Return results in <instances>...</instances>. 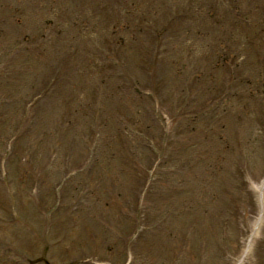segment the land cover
Masks as SVG:
<instances>
[{"label": "rangeland", "instance_id": "rangeland-1", "mask_svg": "<svg viewBox=\"0 0 264 264\" xmlns=\"http://www.w3.org/2000/svg\"><path fill=\"white\" fill-rule=\"evenodd\" d=\"M95 1L85 0L87 8L82 9L75 0H0V69H7L5 75L14 70L12 78H0V90L16 92L26 83L42 89H37L30 114L18 117L14 125L9 118L17 115L18 106L0 104V264H74L73 258L77 263L90 258L108 264H264V87H259L258 97L246 94L236 99L237 116L226 115L236 122L221 120L224 129L223 134L217 129V142L212 133L201 139L208 152L221 146L226 159H234L221 172L214 170L213 160H195L182 150L193 134L174 138L171 133L178 117L191 114L200 93L210 92L222 74L216 71L209 80L207 74L194 70L206 62L207 45L213 39L222 42L225 37L224 52L242 54L250 80L258 81L264 70V0H202L201 14L192 0H102L103 10ZM175 9L181 14H174ZM71 13L87 16L90 22L80 19L79 26H87L88 32L81 34V28L74 36L77 24L73 23L68 26L72 35L58 34L64 25L55 20L47 24V18ZM196 14L202 16L196 20ZM9 15L12 19H7ZM173 15L174 20H165ZM122 19L166 30L157 39L135 31V40L125 39L132 44V55L120 53L141 80L131 87L135 104L155 103V114L164 116L156 126L139 107L140 131L135 130L136 143L130 142L135 165L113 140L116 124L111 118L121 107L116 102L121 103L122 95L106 87L104 79L111 84L119 72L109 64L104 67L101 52L92 53L112 27L108 30L106 25ZM46 29L56 39L54 46H48L47 57L32 61L21 38L41 35ZM178 59L186 63L194 81L190 97L170 85L179 87L176 78L183 77L172 70ZM24 64H32L28 72ZM243 68L237 71L239 76ZM52 70L57 82L45 76ZM230 77L228 73L224 80ZM68 82L84 90L85 110L76 119L71 107L67 110L69 102L74 106L75 94H70ZM150 92L158 103L145 96ZM252 106L263 118L255 124L248 123L246 113ZM221 114L209 118L217 125ZM89 115L99 121L87 124ZM60 121L67 127H59ZM20 127L23 132H14ZM13 135L19 138L11 142ZM150 143L159 156L148 154ZM157 164V169L151 168ZM109 184L113 193L107 192Z\"/></svg>", "mask_w": 264, "mask_h": 264}]
</instances>
